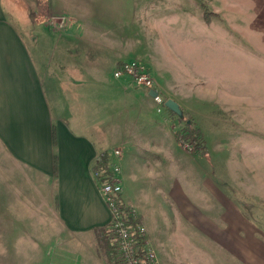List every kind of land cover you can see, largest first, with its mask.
<instances>
[{"label": "crops", "instance_id": "0c3cea01", "mask_svg": "<svg viewBox=\"0 0 264 264\" xmlns=\"http://www.w3.org/2000/svg\"><path fill=\"white\" fill-rule=\"evenodd\" d=\"M36 38L28 41L0 0V204L13 197L4 183L10 182V174L18 176L12 166L23 173L31 171L35 182L51 183L53 212L63 233L90 241L83 253L76 254L80 264H118L97 234L111 222L99 185L112 170L116 161L112 151L119 147L121 197L128 206L137 208L138 221L147 228L159 264H177L174 244L166 236L193 235L194 229L208 232L214 228L202 220L216 219L211 206L217 203L218 190L213 161L226 152L211 146L208 129L195 120L203 113L195 112L188 93L196 88L179 89L187 78L178 81L173 61L164 62L167 57L157 52L145 54V60L137 59L139 41L129 37L87 41L103 49V56L92 67H78L69 81L65 79L69 87L64 88L42 52L35 49ZM176 57L175 61L181 62ZM131 60L147 65L165 102L176 101L183 118L166 105L158 112L149 90L126 77H114L119 64ZM189 71V82L198 81L200 77L191 68ZM207 102L201 105L205 110L211 105ZM72 106L79 108L72 110ZM188 125L198 127L204 139L203 147L193 152L186 150L177 136L187 133ZM104 155L107 163L98 166ZM0 213V218L12 217L5 210ZM180 243L185 245L183 239ZM57 249L73 252L60 244ZM67 256L50 264H79Z\"/></svg>", "mask_w": 264, "mask_h": 264}, {"label": "rangeland", "instance_id": "374dc122", "mask_svg": "<svg viewBox=\"0 0 264 264\" xmlns=\"http://www.w3.org/2000/svg\"><path fill=\"white\" fill-rule=\"evenodd\" d=\"M4 7L28 41L37 37L35 49L64 88L78 67L103 56L87 42L93 37H129L139 41L137 59L157 52L173 61L176 79L187 78L179 89L196 88L188 93L203 113L195 120L208 129L211 146L226 150L213 161L216 219L202 220L214 228L167 235L176 263L264 264V0H4ZM190 68L198 81L189 82ZM12 169L18 176L4 183L13 197L0 204L12 216L0 218V264H50L83 253L90 241L63 233L51 183Z\"/></svg>", "mask_w": 264, "mask_h": 264}, {"label": "built area", "instance_id": "2783aa9c", "mask_svg": "<svg viewBox=\"0 0 264 264\" xmlns=\"http://www.w3.org/2000/svg\"><path fill=\"white\" fill-rule=\"evenodd\" d=\"M117 79L128 78L134 85L147 90L156 88V81L147 65L138 60L125 61L114 70ZM158 95L153 100L158 105V112L165 107V99L157 90ZM186 133H180L178 137L181 145L189 152L195 151L194 146L184 139ZM112 156L116 159L112 170L102 179L99 190L105 198L106 204L111 211L109 225L111 244L117 252L118 264H159L155 248L148 240L147 228L138 221V210L128 206L122 199V159L121 148H114Z\"/></svg>", "mask_w": 264, "mask_h": 264}, {"label": "trees", "instance_id": "16d2710c", "mask_svg": "<svg viewBox=\"0 0 264 264\" xmlns=\"http://www.w3.org/2000/svg\"><path fill=\"white\" fill-rule=\"evenodd\" d=\"M181 132L177 133V136L180 138H183L180 135ZM184 139L188 142H190L193 146L194 149H201L203 147L204 139L202 136V132L198 127H195L194 125H188L187 126V133L184 135ZM55 146H56V139H55ZM107 158L108 156L104 155L103 157L100 158L98 166L101 164L107 163ZM110 230L109 226L104 227L98 230V237H99V242L109 248V250L114 254L115 258L117 256V252L113 245L110 242Z\"/></svg>", "mask_w": 264, "mask_h": 264}, {"label": "water", "instance_id": "95a60500", "mask_svg": "<svg viewBox=\"0 0 264 264\" xmlns=\"http://www.w3.org/2000/svg\"><path fill=\"white\" fill-rule=\"evenodd\" d=\"M150 95H151L152 97L158 95L157 90H155V89L150 90ZM165 105H166L170 110H172L174 113H176L179 117H181V118L184 117L183 110H182V108L180 107V105H179L176 101H174V100H172V99H168V100L165 102Z\"/></svg>", "mask_w": 264, "mask_h": 264}]
</instances>
